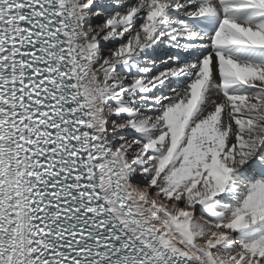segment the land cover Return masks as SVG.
I'll use <instances>...</instances> for the list:
<instances>
[{
	"label": "bare ground",
	"instance_id": "6f19581e",
	"mask_svg": "<svg viewBox=\"0 0 264 264\" xmlns=\"http://www.w3.org/2000/svg\"><path fill=\"white\" fill-rule=\"evenodd\" d=\"M64 3L88 129L107 142L136 214L193 264H264V0ZM231 8L251 10L223 16ZM197 19L218 26L197 30Z\"/></svg>",
	"mask_w": 264,
	"mask_h": 264
},
{
	"label": "rangeland",
	"instance_id": "374dc122",
	"mask_svg": "<svg viewBox=\"0 0 264 264\" xmlns=\"http://www.w3.org/2000/svg\"><path fill=\"white\" fill-rule=\"evenodd\" d=\"M97 14H93L92 12H89V13H87V19L89 20V21H91V22H93V23H98V24H100V25H105L106 23H105V21H103V20H98L97 19ZM202 17H204V15H202L201 16V18ZM216 46L217 45H215V44H213V45H211V47H210V49H208L207 51H209V50H212V51H215V48H216ZM116 51H117V46L116 45H113V44H110V52L111 53H116ZM169 54V56L167 55V57L170 59L171 58V53L170 52H168ZM166 54V53H165ZM181 60H183V61H185V58L184 57H182L181 58ZM225 85H220V90L223 92V87H224ZM96 144H97V142H96ZM98 145H99V143H98ZM144 204H146V202H144ZM196 214L197 215H199V214H201L200 213V210H199V208H198V206H196Z\"/></svg>",
	"mask_w": 264,
	"mask_h": 264
},
{
	"label": "water",
	"instance_id": "95a60500",
	"mask_svg": "<svg viewBox=\"0 0 264 264\" xmlns=\"http://www.w3.org/2000/svg\"><path fill=\"white\" fill-rule=\"evenodd\" d=\"M173 252V251H172Z\"/></svg>",
	"mask_w": 264,
	"mask_h": 264
}]
</instances>
